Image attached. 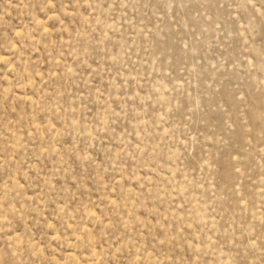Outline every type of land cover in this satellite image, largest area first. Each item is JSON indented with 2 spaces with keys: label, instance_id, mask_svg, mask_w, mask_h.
<instances>
[{
  "label": "rangeland",
  "instance_id": "1",
  "mask_svg": "<svg viewBox=\"0 0 264 264\" xmlns=\"http://www.w3.org/2000/svg\"><path fill=\"white\" fill-rule=\"evenodd\" d=\"M0 264H264V0H0Z\"/></svg>",
  "mask_w": 264,
  "mask_h": 264
}]
</instances>
